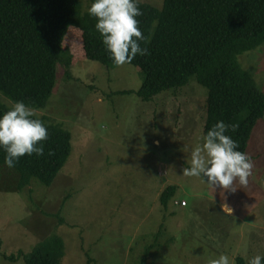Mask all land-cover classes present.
Instances as JSON below:
<instances>
[{"label": "rangeland", "instance_id": "rangeland-1", "mask_svg": "<svg viewBox=\"0 0 264 264\" xmlns=\"http://www.w3.org/2000/svg\"><path fill=\"white\" fill-rule=\"evenodd\" d=\"M64 46L74 57L70 76L59 67L44 107L0 92L7 107L46 116L72 134L71 155L51 186L33 178L16 191L19 173L0 166V264H25L19 251L52 234L64 240L62 264H90L89 257L98 264H264V121L252 131L245 164L230 166L204 135L207 89L195 78L143 101L138 67L86 58L74 27ZM238 59L264 92V44ZM169 185L176 194L165 208L160 195Z\"/></svg>", "mask_w": 264, "mask_h": 264}, {"label": "trees", "instance_id": "trees-1", "mask_svg": "<svg viewBox=\"0 0 264 264\" xmlns=\"http://www.w3.org/2000/svg\"><path fill=\"white\" fill-rule=\"evenodd\" d=\"M84 1L0 0V92L15 104L44 107L59 67L70 76L74 57L64 40L74 27L86 58L140 69L136 93L143 101L195 78L207 89L206 139L226 152L228 165H244L252 131L264 121V92L238 57L264 44V0H163L161 8L139 0H86L85 9ZM49 120L0 101V166L19 173L16 191L33 178L51 186L71 155V132ZM175 194L174 185L161 193L165 208ZM64 254L63 238L52 234L16 257L62 264ZM88 263L98 264L92 257Z\"/></svg>", "mask_w": 264, "mask_h": 264}]
</instances>
